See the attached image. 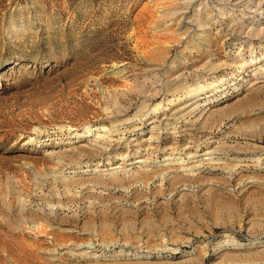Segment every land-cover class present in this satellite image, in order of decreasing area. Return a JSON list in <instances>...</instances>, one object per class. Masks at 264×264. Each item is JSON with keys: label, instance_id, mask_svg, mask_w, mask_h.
<instances>
[{"label": "rangeland", "instance_id": "1", "mask_svg": "<svg viewBox=\"0 0 264 264\" xmlns=\"http://www.w3.org/2000/svg\"><path fill=\"white\" fill-rule=\"evenodd\" d=\"M216 2L0 0V264H264V175L253 164L248 182L219 166L179 183L99 176L120 164L139 170L144 155L159 169L166 148L197 136L178 129L150 141V122L128 132L163 92L205 84L191 67L217 68L221 81L197 98L223 111L218 123L233 106L246 110L224 127L231 143L253 138L251 119L264 123V109L250 106L264 103V87L236 64L251 60L249 47L225 42L218 26L210 45L188 43L193 15ZM109 128L116 141L96 140Z\"/></svg>", "mask_w": 264, "mask_h": 264}, {"label": "bare ground", "instance_id": "2", "mask_svg": "<svg viewBox=\"0 0 264 264\" xmlns=\"http://www.w3.org/2000/svg\"><path fill=\"white\" fill-rule=\"evenodd\" d=\"M193 1L197 0H191V3ZM216 3L217 4L214 6L215 8H213L210 14L203 13L207 14V17L200 14V12L198 15L193 13V18L190 20L191 25L188 27V32H186L189 37L188 43L194 45L198 44V46L210 45L212 28H214V26L219 27L218 32L220 34H218L222 35L224 37L223 40L230 45L239 38L242 43H245L246 46L249 47L248 50L253 55L251 60L246 59L244 56L237 58L239 61L236 64L238 68H240L239 70L251 72L248 74L249 78L247 80L252 87L256 89H259L261 86L264 87V0H217ZM205 6L206 9L204 10H207V5ZM205 19H208V21H203ZM238 54L242 55L240 52H238ZM213 65L208 62L202 67H191L190 75L193 77L197 76L196 78H198L204 75L208 77L204 81L205 84L196 83V86L191 88L190 85L185 86V89H182L180 94H177V92H163L164 94L160 102L154 106L148 105L146 107L145 105L146 109L143 107L144 110H141L140 114L135 115L136 123L132 128L128 129V132L140 131L145 128V122H150V141L157 139V134L161 133V131L173 133L178 129L196 131L198 133L196 137H189L187 144L182 148L173 145L166 148V150L171 152L164 157L166 163L161 165L159 169H148L152 166L153 157L144 155L143 157L140 156L137 158L134 162L135 164L139 162V170H133L134 168L126 169L124 164H120L107 168V170L110 171L106 174H99V176H103V179L106 177L109 179V182L118 185L127 181L126 178H130L131 175L135 179L140 177L149 179L153 176H159L162 181L170 180V183L171 181L179 183V181L183 179L198 178L201 172L205 170V167L206 169L212 168V170H214L219 166L225 168L230 176L238 177L240 180L242 179L244 182H248L251 180L248 176L246 177L245 171L249 169L250 164L256 166L255 172L258 176L264 175V172H262L264 171V147L258 143L259 140L264 141L261 140L264 134V123L259 122L257 118L251 119V121L249 120V126L252 128V130H249V136L253 138L247 139V137H245L246 140H248L246 143L239 141L235 144L231 143L230 140L236 136L234 133L224 130V127H226L234 117L242 118L245 116L247 114L246 110L232 105L233 109L231 108V111H235L230 114V119L226 120L224 123H218V119L221 118L223 111L211 110L210 107H207L208 105L204 108L201 101L197 98V94L201 92L202 89L212 88L221 81L216 77L217 68ZM209 78L214 79L208 81ZM181 95L185 97L186 102L178 105L177 102L185 101ZM154 97L161 96L155 94ZM251 103H249V105ZM250 106L255 113H259L264 109L263 102L262 104H251ZM230 127L231 125L228 128ZM91 129L92 127H87V131ZM117 130L119 129L109 128L99 133L96 140H103L106 145H111V143L116 141L111 137V134H113L112 132L117 133ZM76 133L80 134L81 132ZM126 133L127 132L121 133V140L125 138ZM218 133L220 135H218ZM95 144L99 145V142L96 141ZM201 150H203L202 153H200ZM258 152H262L261 155L254 158V154L256 155ZM178 154L184 155V158H189L191 161L186 162L182 159L183 161L181 160L182 162H179L178 159L182 157H177ZM201 154L207 156H202L199 162L198 159H195L196 162L190 164L192 159L194 160L193 157H197ZM95 178L97 180L96 183H101L99 177ZM64 230L68 231V233L73 231V229ZM82 244L84 245L85 243ZM86 244L89 245L88 248L92 249V252H99L100 245L97 241L87 242ZM80 246L82 247V245ZM80 246L78 245L76 248L79 249ZM78 253L82 254L83 252Z\"/></svg>", "mask_w": 264, "mask_h": 264}]
</instances>
